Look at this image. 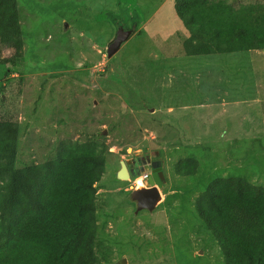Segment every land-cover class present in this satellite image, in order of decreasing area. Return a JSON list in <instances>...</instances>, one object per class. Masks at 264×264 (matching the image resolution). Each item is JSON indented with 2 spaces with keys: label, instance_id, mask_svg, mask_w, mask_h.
Masks as SVG:
<instances>
[{
  "label": "rangeland",
  "instance_id": "374dc122",
  "mask_svg": "<svg viewBox=\"0 0 264 264\" xmlns=\"http://www.w3.org/2000/svg\"><path fill=\"white\" fill-rule=\"evenodd\" d=\"M17 8L23 57L0 65V117L19 128L15 167L54 160L60 144L96 142L105 157L94 185L98 264H223L194 203L217 177L264 187V50L228 53L198 35L185 43L174 0ZM119 30L130 36L109 56ZM189 156L197 175H176ZM140 157L161 163L162 201L134 216V177L116 173Z\"/></svg>",
  "mask_w": 264,
  "mask_h": 264
},
{
  "label": "trees",
  "instance_id": "16d2710c",
  "mask_svg": "<svg viewBox=\"0 0 264 264\" xmlns=\"http://www.w3.org/2000/svg\"><path fill=\"white\" fill-rule=\"evenodd\" d=\"M174 11L187 30L228 53L264 50V1L174 0ZM22 53L17 0H0V65L20 62ZM18 136V124L0 117V264H98L94 185L103 152L92 141L60 144L54 160L16 168ZM198 170L194 156L173 167L181 177ZM194 210L223 264H264V187L217 177Z\"/></svg>",
  "mask_w": 264,
  "mask_h": 264
},
{
  "label": "water",
  "instance_id": "95a60500",
  "mask_svg": "<svg viewBox=\"0 0 264 264\" xmlns=\"http://www.w3.org/2000/svg\"><path fill=\"white\" fill-rule=\"evenodd\" d=\"M66 27L67 25L65 24L64 28ZM130 33H131L130 31L128 32L122 30L117 31L116 37L108 45L109 56H112L113 53L116 52L118 47H120V44L126 39H128ZM119 165L120 168L116 173V179L120 181L129 180L130 177L139 176L141 172H143V169L141 170L134 169L129 162L126 163L121 160ZM151 167H152V174L149 178H147L146 184L140 183L137 189H133L126 198V200L129 201L131 204H133L135 207L133 213L134 216H137L140 212L143 211H146L150 215H152L155 211H157V208L162 201L160 195V189L162 188L161 181L164 178L161 171V163L160 162L152 163Z\"/></svg>",
  "mask_w": 264,
  "mask_h": 264
},
{
  "label": "flooded vegetation",
  "instance_id": "af4514ba",
  "mask_svg": "<svg viewBox=\"0 0 264 264\" xmlns=\"http://www.w3.org/2000/svg\"><path fill=\"white\" fill-rule=\"evenodd\" d=\"M149 159H146V158H136L134 160H132L130 162V164L132 165V167L136 170H141L143 169V171H148V178L151 176L152 174V163H156V162H153L152 160L151 161H148ZM162 171V170H161ZM142 173V172H141ZM164 180V179H163ZM163 180L161 182H163ZM142 183H145L146 182L144 180L141 181ZM136 188V187H135Z\"/></svg>",
  "mask_w": 264,
  "mask_h": 264
},
{
  "label": "crops",
  "instance_id": "0c3cea01",
  "mask_svg": "<svg viewBox=\"0 0 264 264\" xmlns=\"http://www.w3.org/2000/svg\"><path fill=\"white\" fill-rule=\"evenodd\" d=\"M187 33H189V37L187 38V40H186V42L185 43H187L188 41H190V40H192L193 39V37H197V35L198 34H196V33H194V32H192V31H189L188 30V32ZM199 36V35H198ZM201 37V36H200ZM211 43V42H210ZM212 45H214V44H212ZM219 48V47H218ZM215 53H217V52H214V53H212L214 56H213V58L216 56V54Z\"/></svg>",
  "mask_w": 264,
  "mask_h": 264
},
{
  "label": "built area",
  "instance_id": "2783aa9c",
  "mask_svg": "<svg viewBox=\"0 0 264 264\" xmlns=\"http://www.w3.org/2000/svg\"><path fill=\"white\" fill-rule=\"evenodd\" d=\"M148 177V172H144L141 177L134 180L135 186H137L141 180H146Z\"/></svg>",
  "mask_w": 264,
  "mask_h": 264
},
{
  "label": "clouds",
  "instance_id": "9594fccd",
  "mask_svg": "<svg viewBox=\"0 0 264 264\" xmlns=\"http://www.w3.org/2000/svg\"><path fill=\"white\" fill-rule=\"evenodd\" d=\"M144 172H148V171H143V172H142V173H141L139 176H136V177H134V178H133V180H135V179H137V178L141 177V176H142V174H143ZM147 178H148V177H147ZM146 180H147V179H146ZM146 180H144V181L146 182ZM141 181H142V180H141ZM141 181H140V183H142ZM140 183H139V184H140ZM139 184H138V185H139ZM138 185H137V186H135L136 188H134V189H137Z\"/></svg>",
  "mask_w": 264,
  "mask_h": 264
}]
</instances>
